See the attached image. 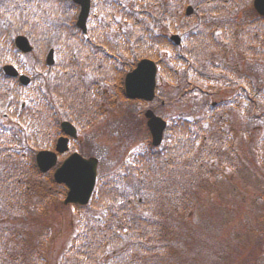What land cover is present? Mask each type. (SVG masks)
Segmentation results:
<instances>
[{"label": "rangeland", "instance_id": "obj_1", "mask_svg": "<svg viewBox=\"0 0 264 264\" xmlns=\"http://www.w3.org/2000/svg\"><path fill=\"white\" fill-rule=\"evenodd\" d=\"M3 3L5 5L0 6V28L7 24L8 11L12 9V0H4ZM35 5L42 8L40 4ZM249 5L252 7V1ZM26 8H29L27 3ZM19 12L20 10L16 11L17 17ZM38 13V9L32 11L33 15ZM182 14L184 9L179 12L180 16ZM76 17L77 10L75 19ZM104 17L107 20L106 16ZM53 19V16L48 15L41 19L38 17V20L43 22L59 25L58 20L52 22ZM28 22L32 27L27 26L28 24L24 26L22 35L30 37L35 42L32 46L36 45V48L27 56H17L15 61L21 74L31 78L39 74L40 76L29 86V93L21 86L16 88L15 84V89H12V81L9 80L8 84L0 73V133H4V136H0V147L7 146L9 153L17 155L15 160H8L10 164L14 162L32 166L33 156L41 145L43 146L39 141L41 136L33 140V144H36V147H33L32 140L26 142L21 137L12 136L16 129L21 128H18L12 116L3 118L4 114L11 113V110L15 112L20 106H27L29 99L51 105L48 96L41 89L43 79L49 77L45 72L46 65L43 64L40 70L37 64L39 59L45 61L48 48L52 44L47 43L45 46L43 41L38 42L34 35L38 36L41 31L34 29L32 21ZM43 22H40V25L45 26ZM96 23L99 27L104 24L102 18L100 22L97 19ZM199 27H203L202 22ZM73 31L77 42H69L67 37L60 36L59 39H62L57 48H60L63 54L58 52L60 65H54L52 71L64 66L68 68L64 73H73L75 69L83 78L82 81L87 83L100 76L103 79L96 89L99 94L98 104H110L115 100L117 103L112 107L113 113L100 117L90 127L82 129L83 132L79 135L81 140L75 141L69 152H85V155L95 157L99 164L98 179L104 174H120L131 158L150 144L146 121L142 116L147 108L168 123L176 118L190 121L204 118L206 122L203 123L202 129L205 134L208 136L217 133L223 139L227 138V141L223 143L220 140V145L215 146L212 156L203 166L207 178L199 190L200 199L183 216L170 214L167 217L173 224L177 223V226L166 224L164 235L167 245L162 256L163 264H264V117L261 120L257 118L260 112L264 113V58L249 55L242 49L233 51L225 48L223 50L226 53H211L207 60H200L199 68L204 69V79H195V68H188L187 73L183 70V76L176 83L169 82L160 75L161 79L157 82V98L154 101L149 104L132 102L127 105L124 100L118 99L123 98L122 81L127 71L126 65L117 63L113 80L110 79L112 71L105 64L101 67L100 74L93 70L94 66H88L89 71H85L82 65L77 67V61L93 59V55L90 48L82 49L85 42L80 41L82 38L77 31ZM247 44L251 45L250 42ZM40 45L45 47L42 49ZM70 45L76 46L77 49H74V54L69 50L66 56V46ZM79 47L83 53L78 55ZM228 51L233 53L229 54ZM0 52L7 54L8 50L0 45ZM57 57L58 54H55L56 60ZM91 61L96 67L100 62L99 59ZM6 63L10 62L7 60ZM191 73L194 74V80ZM243 76L250 78L249 90L240 88L245 87V83L239 80ZM227 77L235 80L226 82ZM73 82L74 79H71L60 88H71ZM77 83L75 81L73 85L77 86ZM47 84L48 93H55L52 91L54 85L51 87L49 82ZM10 89L13 94H9ZM14 94L18 96V100L13 110V105L9 106V102L14 101L11 99ZM39 98L41 100H38ZM73 101L82 104L80 107L84 108L85 112L88 110L86 101ZM258 104L259 106L254 108ZM56 109L57 106L50 109L55 124L53 129L48 132L47 124L43 128L47 140L50 138L47 144L49 149H53L60 135L58 122L69 115L67 111ZM103 110H106V107L99 111L104 113ZM130 111L133 113V120L128 118ZM77 113L81 114V111ZM203 141H198V148L204 147ZM52 174L53 170L27 178L31 196L24 204L23 212L15 214L14 205L1 210L5 219L3 217L0 222V229L8 234L7 240L9 235L14 237V240L19 239V243L13 242V245L8 246L19 261L24 256L27 263L36 259L38 264H65L75 239L81 233L85 214L75 206L63 205L64 190L53 182ZM3 241L6 243V240ZM105 261L106 259L102 258L98 263Z\"/></svg>", "mask_w": 264, "mask_h": 264}, {"label": "trees", "instance_id": "obj_2", "mask_svg": "<svg viewBox=\"0 0 264 264\" xmlns=\"http://www.w3.org/2000/svg\"><path fill=\"white\" fill-rule=\"evenodd\" d=\"M3 1L0 0V5H5ZM250 1L108 0L107 12L113 19H118L116 23L121 25L122 29L123 26L128 27V33L123 32V37L117 39L111 38V45H93V49L102 51L104 56H108L113 62L127 56L135 59L150 58L157 63L159 74L169 82H178L183 76V70L187 73L188 68L197 69L193 71L196 73L195 79H204V69L199 68L200 60H207L211 53L218 54L225 48L233 51L242 49L249 55L264 58V18L255 14L249 5ZM25 3L29 8L25 9ZM34 3L32 0H12V9L8 11V25L5 26L8 31L6 37H9L10 33L22 31V26L27 21H32L35 29H39L42 34L48 31L49 33L45 34L48 40L53 37H49V34L55 33L53 30H56L57 26L50 24L49 28H45L40 25L36 19L37 15L32 14V11L36 10ZM187 5H192L196 12L194 16L197 19L193 24L178 15ZM17 10H20L18 17H22L18 22L14 18L17 16ZM59 18L66 21L69 14H60L55 19ZM197 21L199 22L196 23ZM201 22L202 28L199 27ZM174 30L180 32L183 37L180 48L173 46L165 37V33ZM0 34L3 35L1 31ZM223 52L226 53L225 50ZM164 53L168 56L164 57ZM132 63L133 61L127 62V65L131 66ZM51 75L46 77L45 82H54L52 87L49 81L54 92L61 80H70V77ZM190 75L192 77L194 74ZM225 80L232 82L235 79L227 77ZM239 80L245 83V87L240 88L250 89V78L243 76ZM47 91L45 94L51 101L50 106L49 103L45 105L34 101L31 105L28 104V107L16 110L15 121L25 128L16 130L12 136H20L27 142L31 141L28 140L29 137H39V131H42L45 124L48 132L53 129L55 124L50 109L56 105L58 95L49 94ZM83 91H80V99L84 98L88 103L89 114L97 117L100 114L95 109V106H99L96 88ZM14 105L17 106L16 102ZM258 106L259 104L254 108ZM68 113L70 120L82 116H73L69 111ZM108 113H113L112 109ZM263 117L264 113L260 112L257 118L261 120ZM130 118L134 119L132 113H129ZM203 122V118L193 121L177 120L174 125L169 126L164 136L167 144L160 148L149 147L142 156L135 155L120 174L100 176L89 205L79 207L85 214L83 227L67 255L69 259L65 264L164 263L162 256L167 245L164 235L166 224L177 226V223L173 224L167 217L170 214L183 216L200 199L199 190L207 178L203 166L212 156L215 146L220 145V140L223 143L227 141V138L223 139L217 133L207 136L202 129ZM229 135L230 133L228 137ZM198 141H203L204 147L198 148ZM32 144L31 146L35 147ZM7 150V146L1 145L0 222L4 217L1 215L3 208L11 205L24 206L31 196L27 178L40 174L33 166L14 162L10 164L8 160H15L17 155L7 153ZM6 234L5 230L3 232L0 229V264H38L36 259L27 263L24 256L20 261L19 258L16 259L8 246L13 245V242L19 243V239L14 240V237L9 235L7 240ZM3 240H6V243ZM102 258L106 261L98 263Z\"/></svg>", "mask_w": 264, "mask_h": 264}, {"label": "water", "instance_id": "obj_3", "mask_svg": "<svg viewBox=\"0 0 264 264\" xmlns=\"http://www.w3.org/2000/svg\"><path fill=\"white\" fill-rule=\"evenodd\" d=\"M81 5V12L78 17L77 26L84 30L85 20L88 13V0H74ZM253 6L255 10L264 16V0H254ZM191 8H188L187 14L191 13ZM176 42L177 37H173ZM17 46L23 51L27 52L31 48L27 40L23 37L16 39ZM52 51L49 53L47 63L52 62ZM4 71L10 76H17L15 69L6 67ZM155 67L150 61H141L135 70L129 73L125 78V90L128 98H140L151 100L154 96L155 86ZM20 80L26 84L28 79L20 77ZM24 80V81H23ZM146 117L149 119L147 125L151 131L153 144L157 145L161 141L162 131L165 123L155 117L151 111L146 112ZM66 133L74 135L73 129L69 124L62 125ZM65 139L58 141L56 151L64 152L66 148ZM57 161L55 153L49 151H41L36 156V162L39 169L43 172L48 171L54 167ZM97 160L95 158L84 159L78 154L69 156L63 164L54 172V180L59 184H64L68 188L64 204H78L85 205L88 203L95 185Z\"/></svg>", "mask_w": 264, "mask_h": 264}, {"label": "flooded vegetation", "instance_id": "obj_4", "mask_svg": "<svg viewBox=\"0 0 264 264\" xmlns=\"http://www.w3.org/2000/svg\"><path fill=\"white\" fill-rule=\"evenodd\" d=\"M63 134L61 133L60 136H62Z\"/></svg>", "mask_w": 264, "mask_h": 264}, {"label": "snow or ice", "instance_id": "obj_5", "mask_svg": "<svg viewBox=\"0 0 264 264\" xmlns=\"http://www.w3.org/2000/svg\"><path fill=\"white\" fill-rule=\"evenodd\" d=\"M129 163H131V161H129Z\"/></svg>", "mask_w": 264, "mask_h": 264}]
</instances>
